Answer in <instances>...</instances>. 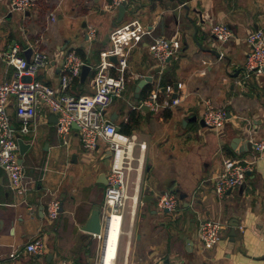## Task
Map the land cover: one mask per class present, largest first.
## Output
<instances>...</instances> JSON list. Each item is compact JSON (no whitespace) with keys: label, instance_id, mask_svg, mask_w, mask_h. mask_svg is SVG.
<instances>
[{"label":"crops","instance_id":"1","mask_svg":"<svg viewBox=\"0 0 264 264\" xmlns=\"http://www.w3.org/2000/svg\"><path fill=\"white\" fill-rule=\"evenodd\" d=\"M110 2L39 0L37 8L26 15L13 10L7 0H0V83L13 77L14 67L6 55L18 47L25 56V47L39 40L50 63L38 78L58 86L64 57L70 50L82 49L91 70L85 83L80 80L74 86V92L91 93L99 53L119 15V11L107 8ZM131 4L136 11L123 21L137 18L153 31L132 50L129 64L134 77L124 96L118 97L122 101L115 99L108 108V116L116 113L114 122L121 128L129 119V111L159 82L162 87L178 83L180 102L151 111L149 119L142 109H136L144 117L133 132L147 144L143 170L131 192L134 197L129 209L123 211V227L119 216L110 220L103 264H264V152L249 150L246 145L248 139L253 143L264 138V75L248 83L241 81L250 50L246 38L251 31L264 28V0H129L128 7ZM52 14L56 20L51 19ZM214 23L231 28L233 37L228 43L216 42L211 33ZM88 26L97 29L94 40L86 35ZM161 36L179 39L181 48L157 79L156 59L148 45ZM110 72L115 73L113 69ZM146 76L153 77L149 83L152 88H147L148 84L137 98L136 86ZM164 76L166 84H162ZM130 98L135 100L132 108L123 105ZM12 101L14 124L20 128ZM208 102L228 111V120L218 131L199 122ZM166 110L171 111L170 117H165ZM50 114L40 110L29 123L30 131L21 133L32 144L24 156L20 154L30 185L26 196L12 191L6 170L0 167V260L16 246L43 237L48 246L45 257L27 253L7 263L95 264L101 240L81 227L95 204H101L103 217L106 184L100 179L109 168L103 158L108 149L100 144L94 152L85 151L78 130L72 131L70 144L65 145ZM194 114L198 120L184 125V119ZM44 144L47 150L42 149ZM64 145L66 150L59 153ZM227 157L239 159L250 168L244 184L219 197L214 179ZM171 193L179 196L177 209L164 211L171 213V218H149L144 209L157 213L161 196ZM181 193L187 194L185 200ZM53 198L63 205L56 220L47 214L48 201ZM139 208H143L141 215ZM208 217H223L229 227L216 246L205 249L199 238V223ZM233 219L238 221L235 238L230 235Z\"/></svg>","mask_w":264,"mask_h":264},{"label":"built area","instance_id":"2","mask_svg":"<svg viewBox=\"0 0 264 264\" xmlns=\"http://www.w3.org/2000/svg\"><path fill=\"white\" fill-rule=\"evenodd\" d=\"M129 0H111L109 10L118 11L121 4ZM39 0H10L13 10L34 11ZM56 20V15H51ZM153 29L144 25L139 19L132 18L117 24L109 34L111 46L102 49L99 53L100 62L96 66L93 77L91 93L78 94L74 92V86L79 84L83 65L86 60L70 50L64 57L59 70V84H53L40 80L38 74L50 63L49 54L42 48L39 40L30 42L25 50L31 48L30 59L21 55L18 47H14L6 55L7 61L14 67L13 77L0 83V167H3L9 177L10 188L17 195L24 197L30 190L26 181V171L23 162H20V148L17 134L28 133L29 123L37 117L41 110V104L47 113H54L58 134L65 145L70 144L72 131L78 130L81 144L85 150H96L100 146L99 140L106 142V148L112 151L110 173L107 174L105 191L103 232L94 234L101 240L99 259L95 264H103L104 249L110 220L114 214L122 217V227L128 195V175L135 170L138 179L143 170V154L147 148L145 142H140L136 134H127L108 116V108L118 97H123L128 82L134 77L130 71V56L132 50L140 43L144 36L151 35ZM211 33L216 42L228 43L233 37L231 28L225 23H214ZM86 35L89 40L97 36V29L88 26ZM246 41L250 46L245 62L241 70L242 83H248L252 78L264 75V28L251 31ZM150 52L156 59V78L161 79L165 73L171 57L181 48V42L177 38L167 39L156 37L148 45ZM116 56L117 61L111 58ZM223 56V53H222ZM113 69L115 73H111ZM179 90L177 91L178 94ZM175 86L167 84L161 86L160 82L148 95L134 105L133 108L141 109L147 105L151 111H159L162 108L179 104L178 96L174 97ZM15 100V114L21 127L14 124L11 112ZM202 118L207 126L220 130L228 120V111L224 107L214 106L208 102ZM76 123L79 128L73 127ZM254 149L264 152V138L253 142ZM139 149L138 156L135 155ZM137 161V166L135 165ZM249 166L239 159L227 157L224 159L223 168L215 177L214 191L219 197H224L229 190L243 184L246 181ZM134 197V196H132ZM137 199V197H136ZM61 201L53 198L48 201L47 214L49 219L56 220L61 215ZM159 206L162 209L175 211L179 206V197L176 194L161 196ZM225 223L219 218L208 217L199 223V238L205 249L213 248L225 231ZM123 231L121 232V235ZM121 239V236H120ZM119 239V240H120ZM120 242V241H119ZM32 253L38 257H45L48 246L43 237H36L24 245L16 246L6 259L0 260V264H8L9 260L23 257ZM118 251L114 255L113 262L117 259ZM39 264V263H36ZM161 264H173L165 262Z\"/></svg>","mask_w":264,"mask_h":264},{"label":"water","instance_id":"3","mask_svg":"<svg viewBox=\"0 0 264 264\" xmlns=\"http://www.w3.org/2000/svg\"><path fill=\"white\" fill-rule=\"evenodd\" d=\"M127 7H128V1H125L123 4L120 5L119 7V15H118V18H117V21L115 22V25H117L118 23L122 22L124 17H125V14L127 12ZM30 13V11H26L25 14L28 15ZM32 55V49H27L25 51V56L27 59H30ZM114 62L117 61V58L116 56H113L111 58ZM90 70H91V66L88 65V64H84L83 65V68H82V72H81V77H80V80H81V83H85L89 73H90ZM153 77L152 76H146L144 77L143 79H141L137 86H136V89H135V95L137 98H140L141 96V90L144 89L151 81H152ZM175 91L176 93L174 94V97L177 96V91H178V83L175 84ZM141 109L146 113V116L147 118L149 119L150 116H151V110L149 109V107L147 105H142L141 106ZM116 116L117 114L114 113L112 116H111V120L112 121H115L116 120ZM50 120L53 121V122H57L58 121V118L57 116L54 114V113H51L50 114ZM198 120V116L197 115H191L189 116L188 118L184 119V125L187 123V122H190V121H197ZM199 122L201 123V125L203 126H207L206 122L204 121V119H199ZM73 127L75 128H79L77 126L76 123H73ZM118 129H120V126H118ZM17 139H18V144H19V148H20V154L21 156H24L27 151L30 149V147L32 146L31 143H28L27 141H25L23 135L21 133H18L17 134ZM240 142V138H237L236 141ZM246 145L248 146L247 148L249 150H253L254 149V145L252 143V141H250V139H248V141L246 142ZM233 147L236 149L237 148V145H233ZM97 149H99V146L97 147ZM247 151V149H246ZM112 155V151L111 150H107L104 157L103 158H108ZM20 162H23V159L20 158ZM102 176V179H100V182L104 183V184H107V176H106V173L103 172L101 174ZM244 184V183H243ZM231 190H229L230 192ZM180 198L182 200H185L187 198V194H183L181 193L180 194ZM63 211V205H61V212ZM165 211L169 212V210L165 209ZM230 226H231V233L230 235L235 238V235H236V227L238 226V221L236 219H233L231 222H230ZM83 230L87 231V232H91L93 234H101L103 232V217H102V212H101V204H95L94 207H93V210L91 212V215L88 219V221L82 225L81 227ZM264 259V257H263Z\"/></svg>","mask_w":264,"mask_h":264},{"label":"rangeland","instance_id":"4","mask_svg":"<svg viewBox=\"0 0 264 264\" xmlns=\"http://www.w3.org/2000/svg\"><path fill=\"white\" fill-rule=\"evenodd\" d=\"M8 1V3H9V6H10V0H7ZM11 7V6H10ZM19 11V10H18ZM135 11H136V9H135V6L133 5V4H131L129 7H127V14H126V16H125V20L129 17V14L130 13H135ZM21 14L23 13L22 11H19ZM24 14V13H23ZM111 46V42L110 41H108L106 44H104L103 45V47H102V49H105V48H108V47H110ZM122 101V99H119V98H116V102H118V101ZM135 102V100L134 99H132V98H130V99H128V100H126V103L124 102L123 103V105H125V106H127V107H129V108H132V105H133V103ZM137 103V102H136ZM41 111H43V112H46V109L43 107V105L41 104ZM31 134H33V133H31ZM30 134V135H31ZM26 135L25 134H23V137H25ZM63 142V141H62ZM99 143L100 144H102V147H105L107 144H106V142H104L102 139H100L99 140ZM42 149H44V150H47L48 148L46 147V144H44V146H43V148ZM41 149V150H42ZM64 150H66V148H65V145L63 146V147H61L58 151H59V153H60V151H64ZM85 151H90V152H94V150H85ZM135 155L136 156H138L139 155V149L137 148L136 149V152H135ZM108 163H109V168L107 169V171H106V174H108V173H110V171H111V169H110V164H111V158H109L108 160ZM134 166H137V161H135V165ZM145 169V171H146V167L144 168ZM137 173H136V171L135 170H133V171H131L130 172V174L128 175V186H130L129 187V190H128V195L130 196L127 200H126V207H127V211H128V209H129V205L131 204V197H132V194H131V192H133V187L134 186H136V183H137ZM99 179V178H98ZM143 180V179H142ZM142 183V182H141ZM103 190V189H102ZM99 191L101 192V188H99ZM104 191H106V189L104 190ZM104 191H103V193H104ZM105 196V195H104ZM179 197V196H178ZM158 209V210H157ZM156 211H157V213L155 212V213H150L149 211H148V209H144V212L146 213V214H148L149 215V218L152 216V217H159V216H164V215H167V216H169L170 218H171V213H167V212H164L165 210L164 209H159V207H157L156 206V209H155ZM143 213V208H139V214L141 215ZM148 218V219H149ZM148 219H143L144 221L143 222H145V221H147ZM223 223H225V227H229L228 226V221L225 219V218H223V217H221V218H219ZM116 221V222H115ZM113 223H116L117 224V220L115 219L114 221H113ZM115 226H113V228H114ZM224 234V232L222 233V235ZM217 245V244H216ZM215 245V246H216ZM231 253L233 252V248L231 249V251H230ZM230 252H228L227 253V255L228 254H230ZM227 262V261H226ZM174 264V263H173ZM179 264H185V263H183L182 261H181V263L179 262Z\"/></svg>","mask_w":264,"mask_h":264},{"label":"trees","instance_id":"5","mask_svg":"<svg viewBox=\"0 0 264 264\" xmlns=\"http://www.w3.org/2000/svg\"><path fill=\"white\" fill-rule=\"evenodd\" d=\"M77 53H79L83 58H85V56H86L85 52L82 49H77ZM162 84H166L165 76L162 79ZM147 88L151 89L152 85L149 84ZM170 116H171V111L166 110L165 117H170ZM143 119H144V117L140 113V111H138L136 109H132L129 111V119L127 121H123L121 123L120 130L127 133V134H132L135 130H138L140 128V125H141V122Z\"/></svg>","mask_w":264,"mask_h":264},{"label":"flooded vegetation","instance_id":"6","mask_svg":"<svg viewBox=\"0 0 264 264\" xmlns=\"http://www.w3.org/2000/svg\"><path fill=\"white\" fill-rule=\"evenodd\" d=\"M108 159H109V158H105V159H104V162H105V164H106V167H108V161H107Z\"/></svg>","mask_w":264,"mask_h":264},{"label":"bare ground","instance_id":"7","mask_svg":"<svg viewBox=\"0 0 264 264\" xmlns=\"http://www.w3.org/2000/svg\"><path fill=\"white\" fill-rule=\"evenodd\" d=\"M114 215H117V216H119V217H120V215H119V214H114ZM120 221H121V225H122V217H120ZM121 225H120V228H121Z\"/></svg>","mask_w":264,"mask_h":264}]
</instances>
